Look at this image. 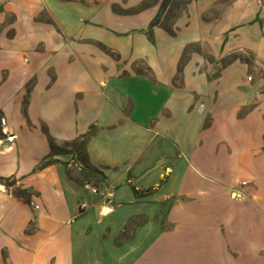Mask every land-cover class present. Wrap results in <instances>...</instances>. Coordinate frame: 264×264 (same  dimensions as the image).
Segmentation results:
<instances>
[{"label":"crops","instance_id":"1","mask_svg":"<svg viewBox=\"0 0 264 264\" xmlns=\"http://www.w3.org/2000/svg\"><path fill=\"white\" fill-rule=\"evenodd\" d=\"M56 1L0 0V264H264V0H168L151 37L163 0ZM92 126L85 202L43 128Z\"/></svg>","mask_w":264,"mask_h":264},{"label":"rangeland","instance_id":"2","mask_svg":"<svg viewBox=\"0 0 264 264\" xmlns=\"http://www.w3.org/2000/svg\"><path fill=\"white\" fill-rule=\"evenodd\" d=\"M15 1V0H14ZM60 1V2H59ZM81 1V0H80ZM183 1L184 0H171L170 1V7L165 10V13H163V18H162V23L163 24H167V23H170L171 20L173 19L174 15L177 13V11L179 10V8L181 7V4H183ZM82 2V1H81ZM55 5L53 6L54 9L58 12H56V16L58 18V20L60 19L61 21H64V24H68V27H70L71 30H75L76 29V26H77V22H78V18H80L82 16L81 13H78L76 10V7H65L67 4L69 5H78V3L76 2H69V1H65V0H58L54 3ZM64 5V6H62ZM40 20H50V16H49V13L46 12V11H42L40 13ZM47 28L46 26H40L39 27V30L40 31H45ZM51 29V28H49ZM14 34V29L13 27H6V35L8 37H12V35ZM41 45V44H39ZM191 48V47H190ZM231 57L229 58H232L234 56H236V54L234 55H230ZM229 58H226V59H229ZM224 59V60H226ZM241 59L243 60H250V58H248V54H245V53H241ZM141 68H143V66H141L140 64L138 66H136V69L140 70ZM70 150H72V153H67V154H71L70 158L73 159L72 161V164H71V167L68 168V174L71 178L75 179V181H77L79 184H81L79 187H78V191H79V194L83 197L84 201L86 202L87 200L90 201L93 196H99L97 194H101V193H93L91 191L90 188H85V184L88 182L90 187H95L97 188L100 192H103V190L101 189H104L105 190V187L102 185V182L99 181V178H94V177H86V176H82L81 174V163L80 161L78 160V157L76 155H78L71 147H69ZM101 195H104V194H101ZM127 229L125 231H123V233H120L119 234V237L120 235H124L126 236V233H127Z\"/></svg>","mask_w":264,"mask_h":264},{"label":"trees","instance_id":"3","mask_svg":"<svg viewBox=\"0 0 264 264\" xmlns=\"http://www.w3.org/2000/svg\"><path fill=\"white\" fill-rule=\"evenodd\" d=\"M167 1L168 0H163L161 5H160V9L156 15V17L150 22V25L148 27V35L151 37V28L154 25L158 24V20L161 16L162 11L164 10V8L167 5ZM190 0H185L184 3L188 2ZM168 31H170V29H168ZM181 68V63L178 66V70H180ZM45 133L47 134V138H48V144H49V148H50V152L48 154L47 157H51L53 155H59V154H67V153H72V150L69 149V147L72 146L73 150L78 154L76 155L78 157V160L81 163V167H80V171L82 176H86V177H96L99 178L100 182H104L106 180V176L104 174V172L91 165L88 161V157H87V152H86V143L88 141V139L93 135V126L90 128V130L78 137H76L75 139L71 140V141H65L61 144H58L57 142L54 141V139L48 134V132L46 131L45 128H43ZM51 162V160H46L45 163H49ZM9 183V184H8ZM7 185H12V182H8ZM134 194H138V191L134 189ZM127 229V227H126ZM125 229V230H126ZM124 230V231H125Z\"/></svg>","mask_w":264,"mask_h":264},{"label":"built area","instance_id":"4","mask_svg":"<svg viewBox=\"0 0 264 264\" xmlns=\"http://www.w3.org/2000/svg\"><path fill=\"white\" fill-rule=\"evenodd\" d=\"M3 122V121H2ZM9 139L11 138V137H8ZM246 182H244V181H242L241 182V185H244ZM85 187H88V188H90L91 189V191L93 192V193H101V194H104L103 192H100L97 188H95V187H90V185H89V183L87 182L86 184H85ZM0 189H3V190H7V188L3 185V184H0ZM241 195V192H240V190H234L233 192H232V196L233 197H239ZM35 207H38L37 205L35 206Z\"/></svg>","mask_w":264,"mask_h":264}]
</instances>
